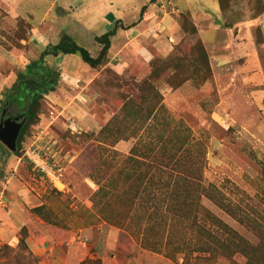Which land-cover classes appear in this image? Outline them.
<instances>
[{
	"label": "rangeland",
	"instance_id": "rangeland-1",
	"mask_svg": "<svg viewBox=\"0 0 264 264\" xmlns=\"http://www.w3.org/2000/svg\"><path fill=\"white\" fill-rule=\"evenodd\" d=\"M140 2L126 0L127 14ZM157 3L162 7L156 14L173 17L174 40L167 55L151 56L145 77H135L143 67L135 60H127L122 75L110 65L89 66L94 78L79 98V82L60 79L61 68L72 67V59L62 54L43 59L34 77V94L40 96L35 111L25 124L22 120L18 150L11 152L0 142V264H264V244L246 259L218 247L213 238L206 240L199 229L207 224L205 210L257 243L249 229L206 198L198 197L191 206L183 197L161 202L150 188L135 193V171L124 160L136 142L140 155L151 160L142 145L155 133L170 134L172 121H178L201 144L204 184L220 187L233 199L238 195L230 184L253 194L256 162L264 157V0ZM83 4L0 0V104L16 74L64 30H72V14ZM89 21L94 31L103 20L100 14ZM197 40L208 74L196 47L189 54ZM141 43L151 51L148 40ZM231 51L235 58L214 65L212 72L209 58ZM113 61L122 62L119 56ZM151 62L157 76H150ZM166 80L181 83L170 87ZM58 82L62 88L57 89ZM63 102L72 112L62 109ZM153 103H162L164 112L145 122ZM27 149L38 151L47 164L54 162L53 175L29 161Z\"/></svg>",
	"mask_w": 264,
	"mask_h": 264
},
{
	"label": "trees",
	"instance_id": "trees-1",
	"mask_svg": "<svg viewBox=\"0 0 264 264\" xmlns=\"http://www.w3.org/2000/svg\"><path fill=\"white\" fill-rule=\"evenodd\" d=\"M143 8V6L140 7L139 15ZM114 28L115 23L95 36L100 48L94 57L84 47L73 42L68 35L61 34L55 44L43 49L35 60L27 63L24 70L16 74L10 86L2 92L0 111L7 107L14 114H21L25 117V124L27 118L35 111L37 100L40 96L38 95L40 93L34 94V92L38 91V83L34 77H36L43 66L44 56L47 54L52 56L57 54H77L84 63L90 67H96L104 60L105 51L108 47V37L113 34ZM194 47L197 49L198 58L203 63L205 74H208L207 57L198 40L191 48L190 55L194 53ZM173 70V73H175L176 70ZM150 76H157L153 62L150 63ZM186 78L187 76L183 79ZM142 83H147L149 88L155 90L148 80H144ZM166 83L172 87L179 85L181 82L178 80L174 84L166 80ZM51 88L47 89L46 92L51 90ZM139 88L137 87L136 89L139 90ZM156 95L158 96V91H156ZM159 111L164 112L162 103L151 104L147 110L146 117L143 118L145 119L144 121L147 122L150 118L153 119ZM172 122L170 134L155 133L149 136L147 142L142 145L151 160L145 161V154L144 156L140 155L141 151L137 149L139 142L132 145L128 155L125 157L124 160L131 165V170L135 171L131 179L135 193L138 190L144 193L150 188L152 194L157 195L156 197H159L161 202H167L176 197H183L185 200H189V205L191 206L197 204L198 197L206 198L237 223L249 229L256 238L257 243L253 245L237 231L231 229L220 219L205 210L204 219L207 224L203 226V229L202 227L199 229L205 234L206 240L211 241V238H213L218 247L223 249L231 248L243 253L246 259H251L255 248L264 244V157L256 162L258 174L253 181V194L249 195L230 184L231 192L236 193L238 197L234 199L227 197L220 187L202 182L200 171L203 166L201 162H198V156L201 154V144L191 137L186 126L178 121ZM24 124L20 127L17 135L15 152L18 150V142ZM106 193L107 191H104L102 196H105ZM194 220L195 218H193V225L200 227ZM214 227L218 230V235L214 234L216 230L213 231Z\"/></svg>",
	"mask_w": 264,
	"mask_h": 264
},
{
	"label": "crops",
	"instance_id": "crops-1",
	"mask_svg": "<svg viewBox=\"0 0 264 264\" xmlns=\"http://www.w3.org/2000/svg\"><path fill=\"white\" fill-rule=\"evenodd\" d=\"M81 1L84 4L81 5V7L78 6L75 13L72 14V30H64V34L68 35L76 44L82 47L86 46L90 50L89 54L94 57L97 55L100 48V44L95 40V36L101 31L110 28L115 23L114 32L108 37V47L105 51L102 64L110 65L115 70L116 74L122 75L125 73L128 66L127 60H135L143 65L142 69L134 73L135 77H145L149 74L148 62L152 55L165 56L171 52L172 41L174 40V34L172 32L174 29H172L173 27L171 26L173 17L171 15L164 17L165 15L161 16L156 14L157 8L162 7V5H158L157 3L159 0H142V2L136 6L133 5L132 8H135L134 11L128 14L127 12L131 7L125 5L126 0ZM142 6L144 8L139 15L140 7ZM80 9L86 10V14L78 13L81 12ZM100 14L103 21L92 31L91 28L94 24L91 21L88 22V17H99ZM83 16H85L84 21L81 20ZM160 24H164L165 28H161L159 26ZM150 30H152V34L149 32ZM196 31L198 32V28ZM60 36L53 43L47 44V46L55 44ZM198 36L200 35L198 34ZM144 38L149 41L152 47L149 52L141 43V40ZM62 56L64 58H71L73 65L70 68L67 66L61 68L60 79L65 83L69 82L75 86H77L79 82L80 91L78 90L76 93L79 98H82L81 89L89 85L94 75L87 73L89 65L78 58L79 56L76 57L74 54H62ZM116 56H119L122 62H114L113 59ZM234 58L235 55L232 51L216 54L213 59L209 58L210 70L213 72L214 65H225L226 63H230ZM251 62H253V59ZM89 68L93 69V67ZM62 87L63 85L58 82L57 89ZM63 103L62 109L64 108L67 112H72L70 110L71 107L67 104L69 102ZM74 118L80 120V116L78 115Z\"/></svg>",
	"mask_w": 264,
	"mask_h": 264
},
{
	"label": "water",
	"instance_id": "water-1",
	"mask_svg": "<svg viewBox=\"0 0 264 264\" xmlns=\"http://www.w3.org/2000/svg\"><path fill=\"white\" fill-rule=\"evenodd\" d=\"M23 121H17V118H5L0 120V142L9 151L15 150L16 139Z\"/></svg>",
	"mask_w": 264,
	"mask_h": 264
},
{
	"label": "built area",
	"instance_id": "built-area-1",
	"mask_svg": "<svg viewBox=\"0 0 264 264\" xmlns=\"http://www.w3.org/2000/svg\"><path fill=\"white\" fill-rule=\"evenodd\" d=\"M25 156L27 157V159H29V161L33 162V164L38 168L40 169L41 171H44L50 175H53V170H52V167L54 168H57L56 164L53 162V163H50V164H47L45 162V158L42 157L38 151H36L35 149H27L25 151Z\"/></svg>",
	"mask_w": 264,
	"mask_h": 264
},
{
	"label": "flooded vegetation",
	"instance_id": "flooded-vegetation-1",
	"mask_svg": "<svg viewBox=\"0 0 264 264\" xmlns=\"http://www.w3.org/2000/svg\"><path fill=\"white\" fill-rule=\"evenodd\" d=\"M17 118V121L24 120V116L21 114H14L11 110H9L7 107L3 108V110L0 111V120H3L5 118Z\"/></svg>",
	"mask_w": 264,
	"mask_h": 264
}]
</instances>
